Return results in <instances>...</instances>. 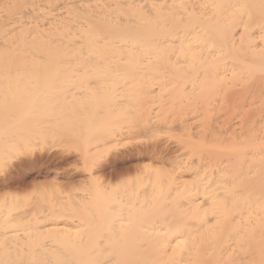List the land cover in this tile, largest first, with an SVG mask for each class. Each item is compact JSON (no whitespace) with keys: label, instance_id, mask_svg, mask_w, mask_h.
I'll return each instance as SVG.
<instances>
[{"label":"bare ground","instance_id":"1","mask_svg":"<svg viewBox=\"0 0 264 264\" xmlns=\"http://www.w3.org/2000/svg\"><path fill=\"white\" fill-rule=\"evenodd\" d=\"M102 70L122 73L106 76L112 80L110 87L131 79L123 85L127 100L122 105H130L139 93L140 108L127 124L113 121L97 128L95 149L80 155L92 184L105 176V152L106 164L112 165L129 154L112 153L114 143L125 135L156 134L176 126L192 150L208 151L209 164L167 158L173 151L163 144L138 148L137 156L171 166L165 171L154 168L138 179L150 182L151 197L163 194L167 180V189L180 196L166 208L142 201L138 206L141 192L132 199L110 197L107 192L114 189L109 186L106 199L96 193L80 200L48 196L35 202L34 212L50 211L53 217L57 213L81 219L82 213L90 217L92 212H106L103 247L74 246L84 240L78 228L34 235L27 231L39 230L44 223L23 227L21 216L13 213L17 208L0 206V236L24 232L13 236V245L4 238L0 264H264V0H0V72ZM128 72L136 75L124 74ZM151 73L163 76L156 82ZM189 74L197 77L192 81ZM166 78L176 86L179 79L190 81L198 93L187 99L178 92L157 103L154 86H167L162 80ZM6 88L10 94L1 98L0 112L12 120L10 129L0 134V159L4 153L23 166L11 181L19 182L31 169L49 173L76 162L72 153L54 154L46 148L55 137H67L70 124L22 109L32 104L30 100H23L15 86ZM110 95L106 93V100L113 99ZM216 96L230 102L233 115L240 118L231 129L220 128L213 119L210 101ZM192 114L200 115L197 136L191 133ZM207 136L214 140L210 148ZM121 170L114 166L106 179H120ZM1 183L4 188L11 185L7 179ZM158 212L167 213L161 218L169 215L166 234L148 229ZM50 222L57 226L54 219ZM191 224L195 229L187 230ZM39 239L60 244L30 245ZM24 251L32 254L25 256Z\"/></svg>","mask_w":264,"mask_h":264},{"label":"rangeland","instance_id":"2","mask_svg":"<svg viewBox=\"0 0 264 264\" xmlns=\"http://www.w3.org/2000/svg\"><path fill=\"white\" fill-rule=\"evenodd\" d=\"M121 74L122 73H112V71L107 70H102L101 72L90 71L85 73L0 72V76H8L7 78L0 77V100L1 98H4L3 95L9 96L10 91L7 90V86H15L17 92L21 95V98L23 100H30V103H32L30 106L22 107V109H29V111L35 114L39 112L47 113L51 121L70 124L68 127L69 130H66L67 137H55L54 140L48 142L46 148L54 154H61L64 152L72 153L76 155L78 159L76 162L61 165L49 173H47L44 168L31 169L28 173H25L22 180L16 182L11 181V179H15L14 177L18 175L17 171H19L23 166L20 167L21 165L18 162L3 153L2 158H4L0 159V182L7 179L11 185L10 187L4 188V184H0V206L6 205L7 207L17 208V210L13 213L17 217L21 216L20 219L23 227H26L27 225H34L36 223H44V226L41 227V229L34 230L33 227H31L27 232H33L34 235H36L38 232H45L47 229H64L65 227H67L66 229L78 228L80 231L84 232V240L73 244L74 246L88 247L99 245L100 247H103L106 245L104 241L106 239V232L108 231L106 216L103 215H106V212H92L90 213V217L88 214L82 213L81 219L57 217L59 216L57 213H55L56 217H53V212L50 211L41 213L34 212L33 208L37 205L35 202L48 196L80 200L84 197V194H88L89 197L90 194L92 195L96 193L102 194L106 199V186H109L111 189H114L113 192H107V195L110 197L127 195V197L132 199L137 196L138 192H141V200L137 201L138 206L142 201L145 205H148L151 202H154L155 204L160 203L163 208H166L168 205L177 201L180 196L174 190L167 189V180H163V194L158 197H151V194H147L151 188L150 187L148 189L150 182H139L138 179L140 177H145L154 168L162 169L164 167L162 170L165 168H168L165 170H169L171 169L169 168L171 166L165 163L161 164V162L158 161H152V158L147 155L142 157L137 156L136 151L138 148L142 150L143 147L146 148L147 146H150L151 148L154 146H168L173 152H171L170 155H167V158L172 159L171 157H173V159H175L174 157H176L180 162L190 163V165H194L197 162H200L201 164H209L210 154L208 151L205 149L197 152L192 150L187 145V138L184 136V133L176 126L171 129H164L156 134L150 133L151 135L147 133L133 136L125 135L119 141L114 143L116 148L113 147L112 153L120 154L124 152L129 154H126L127 156L121 159L120 162L112 165L106 164L105 152L102 158L103 161H105V176L99 184L94 185L90 182L91 177L89 174L84 172L80 155L89 154L95 149L98 144L96 139L99 135L97 128H106V125L112 123L113 121L127 124L126 121L129 118L134 117L135 114L139 112V93H135L132 96L133 100L130 105H122L123 101L127 100H124V96L126 95H124L125 90L123 89V87L126 89L127 85H123L129 83L131 79H121L115 87H110L112 80L110 78H106V76L109 75ZM124 74L127 76L136 75L135 72H128ZM151 74L156 77V82L159 76H163L162 73ZM31 75H35L37 77L30 78L29 76ZM164 75L169 77L172 74L165 73ZM189 75L192 81L195 77H197L196 74ZM166 79H162L165 81L164 83L161 80L163 84H168L162 89H160L158 85L154 86V92L152 95L156 98L155 100L157 103L171 100L172 96L178 92H180L183 96H186L187 99L198 93L192 89V83L190 81L186 82L184 79H179L176 81V86L174 83L170 85L175 80ZM171 86L175 88L171 89ZM194 88H197V86ZM106 93H110V96H113V99L106 100ZM210 103L212 104L211 114L213 115L214 121H217L218 125L220 123V128L231 129L235 123L240 122V118L233 115V112L231 111V103L227 102V100H223L221 97L216 96L212 98ZM182 109L180 107V110ZM188 109L189 110H187V112L191 110V107H188ZM180 110L178 109V111ZM202 113L203 112H200V115ZM198 114H196V116H193L195 114L190 115L191 117L189 119V123L192 127L191 133L194 136L199 135L198 133L201 130L199 128L200 121L197 117H200V115ZM169 116H172V114ZM11 120V117L7 116L4 111L0 112L1 135L7 129H10ZM78 124H80L81 128L77 127ZM206 139L207 147L209 146L210 148L212 146L211 143L214 140L210 137ZM131 150H133V154H135L134 156L131 155ZM5 156L7 157L5 158ZM114 166H116L119 170L122 169V173L120 174L122 177L120 176V179L119 177L117 179V176H115L116 179H114L112 176V180H110L111 178L106 179V174H108V172L111 174L114 170ZM80 169L83 171H80L81 174L77 175V171ZM124 170L125 172H123ZM185 177L191 179V175L189 174ZM97 185L100 186L97 188ZM3 214H5V212ZM162 214L167 213L158 212L156 215L159 216L151 219L149 221L150 226L148 227V229L155 231V233H158L159 235L166 234L169 229L167 224L168 222L170 223L169 215L161 218L160 215ZM172 215H174L173 218L175 219L178 216L176 214ZM50 219H54L57 225L56 227L51 226L53 224L50 222ZM20 229H22V227H19L18 231ZM186 229L193 230L195 227L191 224L190 227H187ZM1 231L2 229H0V234L2 233ZM23 234L24 232L21 231L18 233L13 231L11 234L6 235L10 238L6 239L8 240L7 244L13 245V236ZM6 236L3 238L0 236V246L3 244L2 242ZM96 240H98L99 244L96 243ZM43 242V239H39L35 243H30V245H36L37 247ZM44 244L49 245L60 243H54L46 240L43 245ZM35 253L37 252H34V254ZM84 253L94 254V251L86 250ZM31 254L32 252L30 251H24L25 256H29ZM70 254L75 255L76 253L71 251Z\"/></svg>","mask_w":264,"mask_h":264}]
</instances>
